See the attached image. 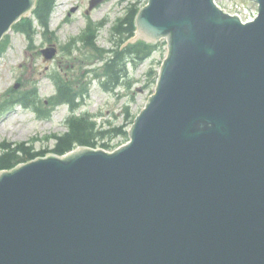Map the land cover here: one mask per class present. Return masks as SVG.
I'll return each instance as SVG.
<instances>
[{
    "label": "water",
    "instance_id": "95a60500",
    "mask_svg": "<svg viewBox=\"0 0 264 264\" xmlns=\"http://www.w3.org/2000/svg\"><path fill=\"white\" fill-rule=\"evenodd\" d=\"M36 1L0 0V40ZM255 1L247 23L215 0L141 9L134 40L167 37L170 51L130 141L0 170V264H264V0Z\"/></svg>",
    "mask_w": 264,
    "mask_h": 264
},
{
    "label": "rangeland",
    "instance_id": "374dc122",
    "mask_svg": "<svg viewBox=\"0 0 264 264\" xmlns=\"http://www.w3.org/2000/svg\"><path fill=\"white\" fill-rule=\"evenodd\" d=\"M130 1L134 0H103L87 13L90 0H58L51 19L50 28L55 33H50L52 40H46L38 33L30 42L22 32L13 28L7 33V48L0 55V103L24 90L37 87L41 99L39 105L43 106L46 99L55 95V78L61 76L78 91L89 92L77 113L92 115L100 128H110L122 123H125L127 128L131 127V122H128L130 119L125 118L123 108L125 105L129 106L133 119L145 107L148 98L155 91V78L149 73V69H160L161 62L168 54L167 44L159 45L150 57L141 62H129L126 78L113 91L105 90L103 78L95 76L97 70L102 71L103 57L80 40L73 44V51L67 52L63 49V45L73 37L84 34L88 23L104 18L107 23L100 30L97 43L104 49L111 48L114 45L112 26L116 19L125 13ZM147 1L140 0V4L145 5ZM248 3L255 8V2ZM163 40L165 39L160 42ZM53 42L58 45V53L53 59H45L41 49ZM104 56L107 58L109 54ZM16 82H20L21 86L13 91L11 88ZM9 91L12 93L10 96L7 94ZM71 113L70 107L65 104L58 106L48 119L38 117L32 109L26 110L19 106L13 107L12 110L0 111V142L28 143L37 139L34 142L36 149L51 148L55 139L45 137L66 132V119ZM104 141L109 143L106 150L111 151L126 143L127 137L99 139V148Z\"/></svg>",
    "mask_w": 264,
    "mask_h": 264
},
{
    "label": "trees",
    "instance_id": "16d2710c",
    "mask_svg": "<svg viewBox=\"0 0 264 264\" xmlns=\"http://www.w3.org/2000/svg\"><path fill=\"white\" fill-rule=\"evenodd\" d=\"M54 7L55 0H38L37 6L33 11L34 17L23 18L14 25L15 29L23 32L30 41H33L38 31V26L42 28V33L44 35L47 34L50 30V20ZM138 10L139 1L131 3L125 15L113 25V37L117 39L113 49L106 50L96 44V31L103 22H100L98 27H92L89 24L81 37L85 44L91 47L100 56H103L106 52H110V56L107 57L104 62L102 71V74L106 77V80L103 82L105 89H113L126 78L128 62H141L145 60L158 46L157 44L138 40L135 43H129L122 47L123 43L135 34ZM5 44L2 46L3 48L0 49V52L7 47ZM149 73L154 75L155 71L151 68ZM57 84L58 94L55 97V103L67 102L72 109L78 108L82 101L77 102L76 99L78 96L83 98L86 97V90L80 93L76 92L75 88L64 79L58 80ZM37 98L38 92L37 89H34L17 96L12 102L8 103V105L10 106L12 103L19 101L23 102L25 105H35ZM125 115L127 119L131 117L130 109L127 106L125 107ZM67 124L69 130L62 135L56 136L57 139L54 147L50 150H35L32 146H27L24 142L15 146H12L11 143L3 145L4 150L0 154V169H9L16 166L18 163L35 159L38 156H44L48 151L62 155L73 149L76 145L96 147L99 139L105 140L109 138V140H111L117 136L128 135L125 123L110 128H100L97 127L96 122L86 114L71 116ZM102 145L105 147L108 146L109 143L104 141ZM5 148H7V150H5Z\"/></svg>",
    "mask_w": 264,
    "mask_h": 264
},
{
    "label": "flooded vegetation",
    "instance_id": "af4514ba",
    "mask_svg": "<svg viewBox=\"0 0 264 264\" xmlns=\"http://www.w3.org/2000/svg\"><path fill=\"white\" fill-rule=\"evenodd\" d=\"M47 102H48V100H47Z\"/></svg>",
    "mask_w": 264,
    "mask_h": 264
}]
</instances>
